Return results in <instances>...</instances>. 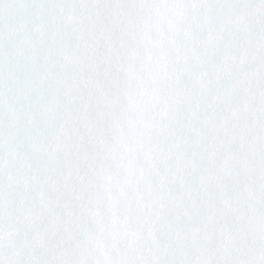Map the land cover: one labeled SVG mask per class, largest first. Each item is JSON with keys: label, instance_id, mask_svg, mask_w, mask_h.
Wrapping results in <instances>:
<instances>
[{"label": "snow or ice", "instance_id": "obj_1", "mask_svg": "<svg viewBox=\"0 0 264 264\" xmlns=\"http://www.w3.org/2000/svg\"><path fill=\"white\" fill-rule=\"evenodd\" d=\"M0 264H264V0H0Z\"/></svg>", "mask_w": 264, "mask_h": 264}]
</instances>
